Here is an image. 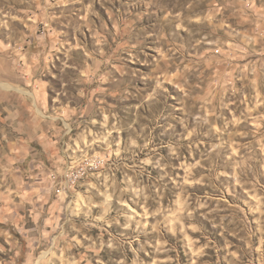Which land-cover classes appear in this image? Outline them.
Here are the masks:
<instances>
[{"label": "rangeland", "instance_id": "rangeland-1", "mask_svg": "<svg viewBox=\"0 0 264 264\" xmlns=\"http://www.w3.org/2000/svg\"><path fill=\"white\" fill-rule=\"evenodd\" d=\"M50 132L104 165L20 211ZM0 264H264V0H0Z\"/></svg>", "mask_w": 264, "mask_h": 264}, {"label": "crops", "instance_id": "crops-1", "mask_svg": "<svg viewBox=\"0 0 264 264\" xmlns=\"http://www.w3.org/2000/svg\"><path fill=\"white\" fill-rule=\"evenodd\" d=\"M61 138V135L52 136L51 132L48 136L43 133L36 139L38 141L41 140L38 145H29L27 143L21 145L20 154L23 166L31 178L23 182V189L20 193L22 197L15 198L17 199L16 204H18L19 210L24 208L25 210L32 211V207L36 205L39 207V210L41 208L48 209L49 214H52V209L53 213H57L60 200L52 192V179L50 177L52 168L49 167H60L58 164L64 160L65 150L60 143ZM11 206L14 207L13 204ZM23 213L25 214V211ZM32 215L30 214L28 218L33 219ZM28 218L24 217L23 220ZM20 222L23 223L22 220Z\"/></svg>", "mask_w": 264, "mask_h": 264}, {"label": "built area", "instance_id": "built-area-1", "mask_svg": "<svg viewBox=\"0 0 264 264\" xmlns=\"http://www.w3.org/2000/svg\"><path fill=\"white\" fill-rule=\"evenodd\" d=\"M104 165L103 158L100 157H90L89 162H78L70 163L64 167L61 171L52 169L50 172V177L52 182L56 187L57 194H63L69 192L72 188L88 177L91 173L98 171Z\"/></svg>", "mask_w": 264, "mask_h": 264}, {"label": "bare ground", "instance_id": "bare-ground-1", "mask_svg": "<svg viewBox=\"0 0 264 264\" xmlns=\"http://www.w3.org/2000/svg\"><path fill=\"white\" fill-rule=\"evenodd\" d=\"M90 161V157H86L85 159H83L81 162H89Z\"/></svg>", "mask_w": 264, "mask_h": 264}]
</instances>
